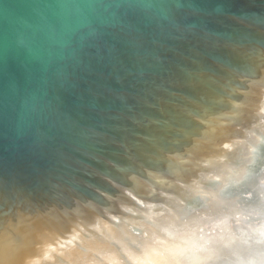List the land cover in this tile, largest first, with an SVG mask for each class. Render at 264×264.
<instances>
[{
	"label": "water",
	"instance_id": "95a60500",
	"mask_svg": "<svg viewBox=\"0 0 264 264\" xmlns=\"http://www.w3.org/2000/svg\"><path fill=\"white\" fill-rule=\"evenodd\" d=\"M264 261V0H0V264Z\"/></svg>",
	"mask_w": 264,
	"mask_h": 264
},
{
	"label": "clouds",
	"instance_id": "9594fccd",
	"mask_svg": "<svg viewBox=\"0 0 264 264\" xmlns=\"http://www.w3.org/2000/svg\"><path fill=\"white\" fill-rule=\"evenodd\" d=\"M256 264H264V261L256 262Z\"/></svg>",
	"mask_w": 264,
	"mask_h": 264
}]
</instances>
